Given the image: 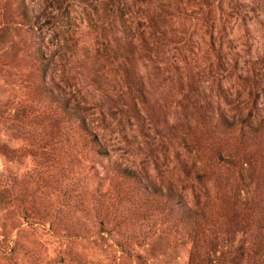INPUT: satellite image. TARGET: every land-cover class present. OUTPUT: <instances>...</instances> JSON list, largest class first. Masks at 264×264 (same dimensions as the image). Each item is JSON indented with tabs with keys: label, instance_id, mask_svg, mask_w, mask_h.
Returning <instances> with one entry per match:
<instances>
[{
	"label": "rangeland",
	"instance_id": "rangeland-1",
	"mask_svg": "<svg viewBox=\"0 0 264 264\" xmlns=\"http://www.w3.org/2000/svg\"><path fill=\"white\" fill-rule=\"evenodd\" d=\"M0 264H264V0H0Z\"/></svg>",
	"mask_w": 264,
	"mask_h": 264
},
{
	"label": "trees",
	"instance_id": "trees-1",
	"mask_svg": "<svg viewBox=\"0 0 264 264\" xmlns=\"http://www.w3.org/2000/svg\"><path fill=\"white\" fill-rule=\"evenodd\" d=\"M22 14L26 18L29 17L28 16V10L24 7H22ZM42 68H44V66ZM41 70H43V69H41ZM42 72H44V70ZM61 102H62L61 105H62L63 111H65L71 115L75 113L74 111L69 110V106L66 104V102H63V100H61ZM230 124H231V122H230ZM79 125L91 137L92 141H94L96 143L97 151L98 152H105V146H103V144H101V142L98 139L95 132H93L88 127V125H87V123L83 117L80 118ZM245 126L247 127V130L244 129ZM241 128L242 129L236 133V137L237 136L241 137V135H245L248 138H254L255 136L258 135L257 133H259V126H255L249 120L244 122L242 124ZM255 130H257V131H255ZM230 134H232V132H230ZM229 160L232 161V158H229ZM116 169H117L116 177L117 176L120 177L122 179V181L135 182V184L138 185L137 189L140 190V188H142L143 191L149 193V195L150 194L153 195L152 192H156L157 195L162 197V199L164 198V200L167 201L168 203L176 204V206L179 208V210L183 213L182 214L183 221H185V223H187L189 225H192L194 217H190L192 215L191 212L195 213L196 211H193L187 205L186 201L184 200V196L180 191L174 189L170 185H167L164 188L162 186H158L155 184H152V186H150L147 182L142 181L143 177L141 175H139V173L137 171H135L131 168L118 166ZM196 236H197L196 233L193 234L194 239L196 238Z\"/></svg>",
	"mask_w": 264,
	"mask_h": 264
}]
</instances>
